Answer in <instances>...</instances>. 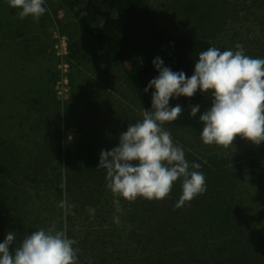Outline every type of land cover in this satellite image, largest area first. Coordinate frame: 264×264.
<instances>
[{
	"label": "rangeland",
	"instance_id": "rangeland-1",
	"mask_svg": "<svg viewBox=\"0 0 264 264\" xmlns=\"http://www.w3.org/2000/svg\"><path fill=\"white\" fill-rule=\"evenodd\" d=\"M226 1L225 7L223 0L209 3L198 16L204 17L206 21L199 18V22L206 24L201 23L202 28L195 24L194 31L201 37H207L204 35L207 32L211 35L208 37L210 41L228 50H235V45L239 43L247 55L264 59V0ZM184 2L185 0L183 4ZM86 4V1H83L81 6ZM45 7L48 11L39 21L31 17L21 19L18 10L10 7L7 0H0V170L12 175L7 183L0 173V197H9L5 206V218L8 223L6 231L16 233L15 245L19 246L26 235L40 228L47 229L54 224L56 229L64 231L67 237L72 235L78 240L77 248L81 261H87L88 264H104V259L109 257L111 264H142V258L151 263L157 261L156 251L152 249L148 252L145 247L149 240L162 242L168 236V219L164 222L160 218V214H163L161 209L165 207L161 205L163 201H152L159 206L158 210L154 213L148 212V220L139 226L138 222L132 220L135 218L134 214H137L140 205H146L150 209L151 201L138 198L134 203H129L122 197H115L107 187V181L102 185H98L96 180L86 184L81 178L74 179L75 183L70 182L68 170L59 157L60 153L53 151L54 147L59 145L61 135L56 119L57 112L51 113L52 116L37 115L41 118L37 119V125L45 124L50 148L46 150L41 146L37 152L32 149L17 153L15 164V151H25V137L19 134L18 129L24 128V123H29L37 114L36 111L30 110L31 104H27L35 93L32 87L35 90L40 88V91L45 93L43 96H48L50 89L56 84L54 73L56 74L57 60L52 32L55 26L59 27L69 43L81 39L86 57L97 56L99 52L103 54L99 56V61L89 63L84 60L75 73L80 72L89 77L97 87L102 88L101 95L108 106L104 114L113 113L112 121L115 124L114 134L110 137L112 149L119 145L120 134L127 131L129 124H135L143 118V108L135 102L128 83L122 81L124 73L121 67L115 64L116 59L100 51V43L93 34L83 28L82 10L73 11L60 0H45ZM222 7V12L216 14ZM208 8L211 9L212 17L211 13L206 12ZM222 21L225 25L223 23L224 26L214 32L213 27ZM101 25L102 21H99L97 27ZM14 29L17 30L13 32ZM184 30L186 33L191 32L187 28ZM33 53L35 56H28ZM76 64L77 62L71 60L72 67ZM20 68L22 71L18 75L17 69ZM23 68L28 70L23 71ZM74 71L71 70V75ZM58 76L60 100L64 103L69 92V83L66 82L68 77L65 79L59 73ZM104 76L106 78L102 81ZM113 79L117 80L118 84H114ZM13 92H21L22 95L18 98ZM96 101L97 97L90 101L94 104L92 110L98 107ZM12 105L14 108L10 109ZM17 107L19 114L10 122L9 116L15 114ZM61 107L63 110L64 106ZM52 109L57 110L56 102L52 104ZM97 120L99 123L100 120L107 119ZM165 129L171 133L174 143L183 148L186 160L192 153L201 154L203 157L222 152L241 155V161L233 162L232 174L221 187V194L234 206L237 217L256 229L253 237L259 245L263 243V248L254 252L259 251L255 258L251 259V264H264V143L261 144V149L260 145L248 141L245 146L234 144L225 150L215 145H205L201 137L190 129L173 126H165ZM78 137L79 134L75 138L72 134L63 136L66 143L71 140L74 144ZM45 142L46 137H43L39 143ZM77 174L80 173H73V176ZM67 186H70V189H67ZM207 195L208 191L204 197ZM116 199L120 201L119 212L105 206L106 201H112V205L116 206ZM168 201L169 198L165 199V204ZM62 203L64 207L60 206ZM90 208L95 210L94 214L90 213ZM142 209L146 211L143 206ZM114 217L119 218V223L115 222ZM161 231L164 232L160 233ZM205 243L204 249L207 253L203 248L200 250L206 254L204 259L188 260L187 264H218L220 251L213 247L210 239ZM15 245L10 249L13 253ZM250 249L254 251V245ZM251 254L248 253L249 256Z\"/></svg>",
	"mask_w": 264,
	"mask_h": 264
},
{
	"label": "trees",
	"instance_id": "trees-1",
	"mask_svg": "<svg viewBox=\"0 0 264 264\" xmlns=\"http://www.w3.org/2000/svg\"><path fill=\"white\" fill-rule=\"evenodd\" d=\"M64 5L70 7L73 11L79 10L84 14L81 18V24L88 32L94 35L100 43V51L110 54L114 57L115 64L124 73L122 81L128 83L132 90V95L140 107L151 111L152 93L155 89H149L145 92L149 82L156 78L159 73L154 66V59L159 57L163 60L166 67L171 68L174 72L183 71L187 77L194 74L195 63L198 60L199 53L210 47H217L221 51L228 50L220 47L216 42L210 41L208 37L211 35L204 33L207 37H201L196 34L195 24L202 28L204 22H199V18L206 21L204 17H198L200 12L204 10L209 3L214 0H60ZM86 1L85 6H81ZM221 1V0H220ZM224 1V7L227 4ZM219 8L216 14H220L223 8ZM208 13L212 12L208 8ZM212 20V19H211ZM102 21V25L97 27V23ZM213 21V20H212ZM210 21V22H212ZM202 23V24H201ZM224 21L218 26L210 24L215 30L221 29ZM225 25V23H224ZM223 25V26H224ZM184 28L191 32L186 33ZM18 29V28H17ZM17 29H14L16 31ZM193 32V33H192ZM203 34V30H202ZM32 45V43H30ZM70 58L75 59L77 64L73 67L74 72L69 76V92L64 103L60 100V94L56 88L58 73H54L56 84L50 89L48 96L40 91L35 90L31 95L29 103L30 110L36 111V115L52 116L51 113L57 112L56 119L60 130V136L63 132H75L80 136L76 142L75 148L66 149L69 156L68 163L74 165L68 170L69 179H83L87 182L97 181L98 185H102L106 181V172L99 170L100 154L102 150H112L110 137L114 134L115 124L111 115L104 114L106 102L101 95V89L87 76H83L80 72H76L84 60L91 63L99 61V56L103 55L99 52L97 56L86 57L84 54L83 42L81 39L72 40L69 43ZM80 54L84 59H79ZM35 56V53L28 56ZM106 56V55H104ZM28 70L23 68V71ZM22 69H17L18 75ZM24 74V72H23ZM106 76L102 78L104 81ZM31 81V80H30ZM33 82H36L33 80ZM114 84L118 81L113 79ZM38 92V93H36ZM20 98L22 93L13 92ZM110 96V95H109ZM97 97V109L92 110L94 106L92 102ZM111 97V96H110ZM57 103V110L52 109V104ZM212 103L211 95H204L198 91L192 98L181 96L173 97L170 100V107L181 105L183 112L180 118L174 122L167 123L165 126H173L176 128H186L194 131L201 137L203 124L199 116L208 110ZM62 106L63 110H62ZM199 105L200 112L196 117L190 115L192 106ZM19 114V109L15 112V116ZM117 117V116H114ZM92 120H90V119ZM98 118L107 119L106 121ZM104 123H111L107 126ZM248 140L237 137L235 145L245 146ZM262 145L260 144V149ZM241 155L231 153H216L205 155L192 153L189 154V164L198 163L201 165L199 171L203 172L206 178L208 195L204 194L196 197L190 204H186L182 208H177L176 203L182 195V181H178L170 194L169 201L165 204L163 200L161 205L163 214L161 219L167 220L166 232L168 236L162 242L149 240L146 251L152 249L158 254L157 261L160 264H187L188 260H196L206 256L201 253V249L205 248V241H212L213 247L220 251L218 256V264H251V259L255 258L263 248L253 237L256 229L248 226L237 217L233 205L223 196L221 187L230 178L233 162L239 159ZM72 158H74L72 160ZM242 158V157H240ZM254 165V162H253ZM88 172L86 173V170ZM190 171L193 170L189 169ZM79 172L76 176L73 173ZM228 177V178H227ZM2 184L0 183V190ZM206 191V192H207ZM224 191V190H223ZM8 196L0 197V243L4 242L7 235V220L5 218V206ZM107 207L116 209L112 205V201H106ZM151 208L146 205H140L135 213L133 222H138L142 226L147 221L148 212L154 213L159 206L151 201ZM143 208L146 210L144 211ZM142 210V213L140 211ZM161 231L160 233H163ZM197 232V234H196ZM187 234H193L187 235ZM68 238L77 241L75 248L78 247V240L70 235ZM143 241V240H141ZM254 245V251L250 249ZM144 250V249H143ZM257 250H259L257 253ZM145 251V250H144ZM205 253L206 249H204ZM252 254L249 256L248 253ZM80 264H88L87 261L82 262L78 252ZM110 260V257L108 258ZM107 258L104 264H111ZM142 258V264H155Z\"/></svg>",
	"mask_w": 264,
	"mask_h": 264
},
{
	"label": "clouds",
	"instance_id": "clouds-1",
	"mask_svg": "<svg viewBox=\"0 0 264 264\" xmlns=\"http://www.w3.org/2000/svg\"><path fill=\"white\" fill-rule=\"evenodd\" d=\"M7 2L18 10L21 19L31 17L39 21L48 11L45 0ZM53 29L59 31L60 36L55 38L52 30L56 73L61 64L56 43L61 40L68 44L66 64L70 76L74 69L71 60L75 59L70 58L68 39L59 27ZM79 59H84L80 50ZM153 63L159 75L144 89L145 92L155 89L151 111L143 109L142 120L129 124L127 131L120 134L117 147L101 151L98 167L106 172L107 187L113 195L129 203L138 198L163 201L170 196L174 185L182 181V195L176 203L177 208H182L205 194L207 185L203 172L199 171L201 165L189 164L183 148L174 143L171 133L164 127L178 120L184 111L179 104L170 107V100L181 96L192 98L198 91L211 95L210 108L199 116L203 124L201 139L205 145L227 150L234 146L237 137L260 145L264 143V59L247 55L243 46L237 43L235 50L221 51L210 47L201 51L191 77L183 71H172L159 57ZM199 112V105L192 106L190 115L196 117ZM14 117L15 114L9 116V121L12 122ZM37 119L41 118L35 115L26 123L27 151L34 149L37 152L36 145L43 137L48 141L45 124L38 126ZM18 132L25 137V123ZM64 134H72L75 138L78 133L63 132L62 136ZM190 167L193 170L190 171ZM114 204L117 212L121 211L119 199L114 200ZM60 206L64 207V204ZM89 211L94 214L95 210L90 208ZM114 220L119 223L118 217ZM15 241L16 233L10 231L0 243V264H80L79 249L74 247L77 241L68 238L64 231L57 230L54 224L26 235L19 246L15 245ZM13 245L14 253L10 251Z\"/></svg>",
	"mask_w": 264,
	"mask_h": 264
},
{
	"label": "bare ground",
	"instance_id": "bare-ground-1",
	"mask_svg": "<svg viewBox=\"0 0 264 264\" xmlns=\"http://www.w3.org/2000/svg\"><path fill=\"white\" fill-rule=\"evenodd\" d=\"M68 143H66V139L65 138H63V137H61L60 136V143H59V145L58 146H56V147H54V152H59L60 154H59V157H60V159H61V161H62V163L64 164V166L67 168V169H69L70 167H73L74 165H70L69 163H68V159H69V156H68V154H67V152H66V149H68V148H70V149H74L75 148V145L76 144H74V141H67ZM49 145H50V143L48 142V141H46L44 144H41V143H38L37 145H36V149H37V151H39L40 150V148H41V146H43L46 150H48L50 147H49ZM64 155V156H63ZM74 158H72V160H73ZM75 160V159H74ZM0 173H1V176H2V178L3 179H5V181L8 183V182H10V178L12 177V175H10V174H8V173H6V172H4L3 170H0ZM75 179V177H73V178H71L70 179V182H72V183H75L76 181L74 180ZM77 185V184H76Z\"/></svg>",
	"mask_w": 264,
	"mask_h": 264
},
{
	"label": "built area",
	"instance_id": "built-area-1",
	"mask_svg": "<svg viewBox=\"0 0 264 264\" xmlns=\"http://www.w3.org/2000/svg\"><path fill=\"white\" fill-rule=\"evenodd\" d=\"M55 38H59V31L56 29H53ZM56 47L58 49V56L61 60L59 74L62 77H65V79L68 77V81L66 80L67 84L69 83V76H68V64H66V54H67V45L64 44L61 40H58L56 43ZM58 93L61 95V92L59 91V76L57 80V86H56Z\"/></svg>",
	"mask_w": 264,
	"mask_h": 264
},
{
	"label": "water",
	"instance_id": "water-1",
	"mask_svg": "<svg viewBox=\"0 0 264 264\" xmlns=\"http://www.w3.org/2000/svg\"><path fill=\"white\" fill-rule=\"evenodd\" d=\"M67 48H68V44H67ZM34 56V55H33ZM21 93V92H19ZM22 95V94H21ZM20 95V96H21ZM17 103V102H16ZM14 108L13 105L11 106L10 109ZM28 149V146H27V142H26V123H25V151H15V164H16V158H17V153H24L26 152ZM15 169H16V166H15Z\"/></svg>",
	"mask_w": 264,
	"mask_h": 264
},
{
	"label": "flooded vegetation",
	"instance_id": "flooded-vegetation-1",
	"mask_svg": "<svg viewBox=\"0 0 264 264\" xmlns=\"http://www.w3.org/2000/svg\"><path fill=\"white\" fill-rule=\"evenodd\" d=\"M25 75V74H24Z\"/></svg>",
	"mask_w": 264,
	"mask_h": 264
}]
</instances>
